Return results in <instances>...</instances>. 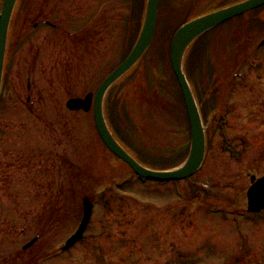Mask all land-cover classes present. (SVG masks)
Instances as JSON below:
<instances>
[{
    "label": "rangeland",
    "instance_id": "374dc122",
    "mask_svg": "<svg viewBox=\"0 0 264 264\" xmlns=\"http://www.w3.org/2000/svg\"><path fill=\"white\" fill-rule=\"evenodd\" d=\"M46 1L38 0L35 9L19 18L20 100L0 107V264H34L37 256L60 249L74 231L86 197H100L87 236L100 245L101 255L89 254L91 245L85 244L78 250L80 264H264V212L245 213L247 175L264 174L263 117L256 125L246 108L232 109L226 133L231 153L212 138L206 162L191 181L139 185L101 144L92 112H69L65 104L94 93L127 55L145 0ZM216 1L160 0L148 53L105 99L112 131L132 155L148 162H143L146 167H173L185 156L187 121L168 48L179 23L208 11ZM256 16L263 20L264 10ZM256 16H245L198 42L185 65L187 76L202 80L199 66L207 55L224 89L239 66L241 84L264 80V48L258 51L264 29ZM35 17L52 29L24 32ZM239 30L250 36L249 50L238 52L233 43ZM33 42L36 64L29 75L28 45ZM262 89L259 97V91L234 92L228 104L239 98L245 107L256 104L252 109L259 112ZM160 210L170 211L168 217L162 221L157 212L148 222L156 228L147 229L148 216ZM36 236L37 244L24 252ZM59 256L38 264H79Z\"/></svg>",
    "mask_w": 264,
    "mask_h": 264
},
{
    "label": "water",
    "instance_id": "95a60500",
    "mask_svg": "<svg viewBox=\"0 0 264 264\" xmlns=\"http://www.w3.org/2000/svg\"><path fill=\"white\" fill-rule=\"evenodd\" d=\"M17 0H5L0 14V86L8 28ZM159 0H146L142 26L138 38L126 59L101 83L94 97L88 94L84 99H72L66 103L69 111L88 112L92 104L93 121L96 132L105 148L117 159L126 164L138 177L152 182L184 180L194 175L201 167L205 155V129L197 105L183 71V61L192 43L203 34L221 24L264 6V0H246L230 7L198 17L174 34L169 53V62L184 103L190 132L188 156L178 167L169 171H151L139 165L115 140L108 129L103 113V101L107 91L140 60L149 48L156 27ZM247 192L248 213H259L264 209V177L254 181ZM91 206L84 200V217L76 234L70 238L63 250L80 240L89 220ZM36 239L27 244L29 248Z\"/></svg>",
    "mask_w": 264,
    "mask_h": 264
},
{
    "label": "flooded vegetation",
    "instance_id": "af4514ba",
    "mask_svg": "<svg viewBox=\"0 0 264 264\" xmlns=\"http://www.w3.org/2000/svg\"><path fill=\"white\" fill-rule=\"evenodd\" d=\"M35 1L36 0H19L14 10V14H13L9 32H8L7 49H6V55L4 58V65H3V71H2V88H1V93H0V107L2 105H7L5 104L7 102L12 103V101H14L15 103V101L19 102L18 100H20V92H21V85H20L21 54H20V35H19L20 24L19 26H17V23L19 22V18L21 17L23 13L22 8H21L22 2L24 3L29 2L30 3L29 10L32 11L34 7L33 3ZM51 1L52 0H47L48 3H50ZM3 4H4V0H0V13L2 11ZM99 25H100V20L98 17L97 26ZM38 27H39L38 23L34 22L33 29L36 31ZM202 39L203 37L200 40ZM28 59L31 65L29 69V75H33L35 72L34 67L36 64V49H35L34 42L29 44ZM199 74L203 75L204 72L199 73ZM202 79L204 80L203 77ZM213 80L214 79L212 78H208V81L206 80V83L203 84L202 80L200 82L199 80L194 79L192 83V91L199 105L200 113H201L202 118L204 119V123L208 125L207 132H206L207 137H208V142L211 144L212 138L214 140H219L220 142H223V143L225 142V150H227V152L229 153V149H228L229 143L226 141L224 136L223 138H221V135L228 133V129L230 128L229 127V117H230V112L232 109L235 110L236 108L237 109L246 108V112H248L247 114L248 119H251L252 123L256 125H258V122L256 121H258V119L261 116L264 119V108L259 109V112H256L254 110L256 107V104L254 105L249 104V106L245 107L244 103H242L241 99L239 98L237 100L232 101L230 104H228L229 95H233L234 92H237L239 96L240 95L239 93L243 91L247 93H249V91L250 92L259 91L257 93V96L259 97L261 95L260 87H262L263 88L262 91H264V80H262L260 83L259 82L256 83L257 85H250V84L244 85L246 83H243V84L240 83L241 81L240 74H236L231 81L232 83L228 85L227 89H224L223 80H215V81ZM225 91H226V94H225ZM227 97H228V100H224ZM26 102L30 103L31 98L28 97L26 99ZM262 104H264V99H262ZM261 124H264V120H261L260 125ZM256 177L258 178L259 176H256ZM80 218H81L80 215L79 217L78 216L76 217L75 224L77 225L74 228V231L68 236L66 241L76 232L80 224ZM87 231L85 232L84 237L80 242L74 244L70 249L62 253V255L66 257V259L72 258L76 263L80 264L82 255H78L79 253L78 250L79 248L83 249V245L87 243L91 245L90 247H87L88 253L91 254L92 256L95 254L94 252L97 250L95 248L98 246L90 243L89 239L85 237V235L87 236L88 234Z\"/></svg>",
    "mask_w": 264,
    "mask_h": 264
},
{
    "label": "trees",
    "instance_id": "16d2710c",
    "mask_svg": "<svg viewBox=\"0 0 264 264\" xmlns=\"http://www.w3.org/2000/svg\"><path fill=\"white\" fill-rule=\"evenodd\" d=\"M113 117H114V116H112V118H113ZM113 120H114V118H113ZM114 123H115V125H116V122H114ZM115 125H114V126H115ZM115 128L118 129L117 127H115Z\"/></svg>",
    "mask_w": 264,
    "mask_h": 264
}]
</instances>
